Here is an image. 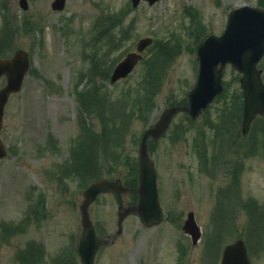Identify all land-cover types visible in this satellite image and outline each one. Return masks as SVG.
I'll return each mask as SVG.
<instances>
[{
	"label": "rangeland",
	"instance_id": "obj_1",
	"mask_svg": "<svg viewBox=\"0 0 264 264\" xmlns=\"http://www.w3.org/2000/svg\"><path fill=\"white\" fill-rule=\"evenodd\" d=\"M52 1L28 0L27 8L23 9L18 0H0V26L3 20L10 22V33L7 31L3 35L6 39L0 44L5 43L2 50L7 42L11 47H6L0 54L10 55L17 47L26 49L32 71L26 76L21 91L11 95L0 132L10 148L9 155L0 159V264H28L25 260L32 258V249L41 256L37 263L40 264L46 254L44 264H50L51 259L70 246L68 258L63 257L69 262L74 259L69 264H79L71 241H77L81 231L79 205L85 186L92 180L120 177L132 189L129 194H122V201L129 204L137 199L135 178L140 137L170 99L169 103H179L194 84L197 60L188 46L195 42L197 31L204 26L208 33H218L225 25L230 9L244 3L257 4V0H159L152 5L141 2L120 19L115 13L129 0H66L62 10H53ZM100 11L108 16L107 26L102 24L99 38L93 46H88L86 41ZM121 28L127 35L119 45L110 41L115 46L112 56L122 57V53L133 50L142 36L168 38L171 32L178 36L180 50L165 70L162 90L152 94L156 103L154 108L145 109L142 114L133 111L132 118L113 117L109 112L108 118L102 115L104 120L98 121L101 98L93 92L87 101L88 95L84 97L83 93L86 89L93 90L94 85L99 86V93L105 90L106 83H101L96 75L106 63L104 60V63L99 62L101 50L108 45V30L118 33ZM112 65L114 67V63ZM262 65L264 67V60ZM148 68L149 61L140 63L116 87L108 83L107 89L114 90L117 96L121 87L127 88L130 99L144 92L147 94ZM88 69L90 75L93 73L87 78ZM86 70L85 74L79 75V71ZM236 74L230 66L226 67L224 79L229 81L226 97L211 103L207 114L212 118L215 119L217 111L236 94L239 87ZM76 80L80 82L78 86H74ZM80 103L84 104L85 139L103 136L108 145L107 154L102 152L98 164L85 173V182L72 174L75 166L78 169L80 165H75V154L69 153L72 139L78 132L75 116ZM115 108L119 111V107ZM209 125L210 121L205 120L188 134L191 125L179 112L170 130L148 145L157 170L159 196L165 214L162 223L145 228L137 214H129L122 223L121 234L112 237L117 229L116 193H104L90 205V217L97 225L99 238L104 241L95 264H175L177 240L183 244V264H218L219 256L209 263L204 251L213 235L217 196L225 194L230 176L226 178L220 173L212 176L211 165L212 162L216 164L222 144L214 141L213 133L207 129ZM230 126L229 121V131L221 127L225 136L235 133ZM114 128L120 129L121 133L116 135ZM252 131L246 137L239 136L250 146V153H246L243 142L241 152L236 155L226 152L222 156L234 159L227 160L225 168L238 170L236 195L239 200L232 197L235 217L230 221L220 219L218 237H215L218 246L213 243L212 251L218 254L224 244L242 235L245 240L248 238L253 264H264V247L261 248L254 237L256 231H263L264 240V206L255 207L253 217L248 219L251 216L249 208L253 207L248 204L253 198L264 205V126L254 125ZM49 136L51 146L45 150L43 144ZM237 141H234L236 145ZM203 142L206 145L202 147ZM223 198L226 197L221 195ZM29 202L36 207L31 217L24 224L16 225L25 215ZM188 210L195 213L204 231L202 241L196 245H192L181 231ZM219 214L223 216L221 210ZM8 221L15 224L8 225ZM251 222L255 227L250 230Z\"/></svg>",
	"mask_w": 264,
	"mask_h": 264
},
{
	"label": "water",
	"instance_id": "obj_2",
	"mask_svg": "<svg viewBox=\"0 0 264 264\" xmlns=\"http://www.w3.org/2000/svg\"><path fill=\"white\" fill-rule=\"evenodd\" d=\"M63 4L64 0H54L52 7L60 9ZM20 5L26 8V0H20ZM149 42L148 39L141 40L138 49H143ZM263 53L264 10L241 7L231 11L222 35H211L198 45L199 70L196 83L187 95L189 106L178 109L187 110L191 117L195 118L214 95L222 90L221 70L225 63L230 62L233 67L243 73L240 78L243 89L242 131L246 132L255 114L261 113L264 116V84L261 82L260 70L256 68V63ZM139 58L140 56L137 54H129L116 67L112 79L125 75ZM28 67V54L21 49L16 50L10 58H0V77L5 76L6 79V84L0 88V129L4 107L9 95L21 88ZM176 111L175 107L165 109L153 127L144 133L140 142L138 158V203L123 213L119 212V222L129 210L138 212L142 223L146 226L160 221L161 208L157 196L156 173L153 161L147 154L146 137L149 134L154 139L159 137L168 127ZM5 154V148L0 140V157ZM110 188L115 191L124 190L118 179L114 182L101 179L91 183L83 192L85 200L80 206L82 231L77 246L81 264H93L96 250L100 244L94 226L89 219L87 207L98 193L108 191ZM183 229L192 235L195 242L199 231L193 221L192 213L188 214ZM221 264H249L241 240L225 247Z\"/></svg>",
	"mask_w": 264,
	"mask_h": 264
},
{
	"label": "trees",
	"instance_id": "obj_3",
	"mask_svg": "<svg viewBox=\"0 0 264 264\" xmlns=\"http://www.w3.org/2000/svg\"><path fill=\"white\" fill-rule=\"evenodd\" d=\"M10 28V24H8L7 22V31H9ZM10 33V31H9ZM6 39V37H5ZM3 38L0 39L1 42H5ZM5 43L0 44V52H5V48H11L10 47V43L7 42V46L4 48V50H2V48L4 47ZM178 49V46H174V47H168L166 45V43L163 42H159V45L155 47V50L152 52L151 56L147 59L146 62L149 61V70L146 73L147 75V83L145 85V90H147V94L145 95V100H150L152 94H154L155 92H157L158 90L161 89L163 81H164V74H165V70H167V67L169 66V63L173 61V57L176 54ZM227 89H228V84L226 83L225 85V92L224 94H222L219 98H225L226 97V93H227ZM140 96H137L136 98H134L133 100H138ZM128 99H130V94L129 92L126 93V97L125 99H121L118 101L119 104L114 103V102H107L105 105L100 101L99 102V106H100V113L105 115L106 111L110 112V115L113 117H118L120 115V117H127V113L126 111H128L127 106H128ZM175 103V102H173ZM185 99L182 98V100L179 101V103H175L178 105L181 104H185ZM113 108H110L112 107ZM119 107V111H116L115 107ZM226 112L224 111L221 112L220 114V119L219 122L217 123H213L210 121V127L214 130L215 134H224L223 130L221 129V127L223 126L225 131H229V127L227 124V119H229L230 121V127L231 129L235 132L234 134L238 135V131H239V127H238V121L240 118V109H241V95L239 92H236V94L232 95L230 98V102L225 105ZM132 107L136 108L137 111H139L140 113H143L145 109H149L150 106H148L146 104L145 101H143L142 99H140L138 102L133 103ZM120 112V113H119ZM118 113V114H117ZM258 124H263L261 121L257 122ZM263 128V126H261ZM117 134L121 133L120 129L114 128L113 129ZM101 141L102 144H104L105 146L108 147L107 142L105 141L104 137L101 136ZM96 142H97V137L94 138V145L93 147L96 148ZM237 150L239 152H241L242 150V145L241 143H238V145L236 146ZM245 148V147H244ZM246 150V148H245ZM247 152V150H246ZM95 178V177H94ZM36 256H38V254H36ZM34 260V258H33ZM70 262H73L70 259ZM69 259L62 262V264H69Z\"/></svg>",
	"mask_w": 264,
	"mask_h": 264
}]
</instances>
